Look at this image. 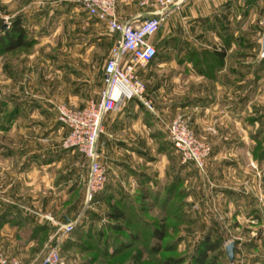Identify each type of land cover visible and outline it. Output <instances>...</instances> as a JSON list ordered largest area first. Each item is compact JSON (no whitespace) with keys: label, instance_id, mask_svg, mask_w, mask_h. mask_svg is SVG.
<instances>
[{"label":"rangeland","instance_id":"obj_1","mask_svg":"<svg viewBox=\"0 0 264 264\" xmlns=\"http://www.w3.org/2000/svg\"><path fill=\"white\" fill-rule=\"evenodd\" d=\"M44 1L0 0V25L8 26L15 17L20 16L23 27L28 32L35 27L76 28L77 37L84 44L88 43V37L85 39L82 31L84 27L104 29L74 0H56L51 4ZM207 2V6H213L211 0ZM215 4L214 14L212 10L209 11L211 24L206 26L208 33L203 45L214 53H225L221 69L217 73L220 76L219 83L203 84L195 76L189 78L188 73L175 80V76H178L174 74L176 69L150 79L148 67L147 76L142 80L145 84V96L152 101L155 114L135 100L131 105L136 108L137 114L131 116L135 115L136 118L139 115L142 125L150 133L149 138L156 139V146L155 143L149 146V154L152 156L156 152L157 167L165 172L163 177L157 175L153 183L147 180L148 185L157 192H163L171 183H175L177 189L185 195L183 215L188 224H184L177 233L172 231L169 236L170 240L178 239L177 252L185 257V264H190L191 256L205 237L219 245L216 252L209 254L214 264H261L264 259V0L257 3L250 0H215ZM42 16L45 17L44 20ZM96 35L94 30L92 39L96 45L92 50L91 66L87 69V74L93 81L102 78L103 53L106 50L105 42H97ZM33 51L31 47L0 55V118L4 113H11V108L19 114L18 108L26 107L27 110H23L26 116H22L20 121L41 127L38 133H32L34 140H43L45 143L54 141L63 145L67 130L57 121L55 105L59 103L53 100L46 102L49 108L38 114L34 109L36 97L45 95V90L40 83L26 82L31 71L26 62L31 60ZM78 54L84 56V51ZM173 59L181 58L173 53ZM32 70L43 80V74L54 69L39 67ZM7 101L11 102L8 105L10 109H6ZM128 104L124 103L120 112ZM176 115L187 117L196 138L211 148L203 172L191 163L183 164L180 154L169 141L163 123L169 122ZM73 151L77 176L79 175L81 184H84L88 175L87 161L78 151ZM159 154L167 157L168 163L160 165ZM133 188L132 183L120 184V180L111 181L108 177L107 186L91 202L85 201V187L84 194L78 188L70 196V202L76 205L72 219L74 230L58 243L60 255L67 264H84L87 257L93 254L83 253L85 249L82 248L63 251L66 242L77 230L84 233L89 225L97 229L113 223L108 222V213L120 199L131 203V209L134 212L140 211L150 223L162 221L168 226L180 225L171 220L160 205L156 207L151 201H139L136 197L138 189ZM107 197H110L111 204L105 201ZM203 199L209 200L210 210L199 206ZM31 209L36 212L35 208ZM129 214L130 212L127 213L128 217ZM58 218L61 224L65 223L61 216ZM54 230L56 233L57 228ZM21 231L16 239L21 247L18 250L10 243L14 238L13 230L0 232V252L18 258L23 264H42L46 247L56 243L47 244L48 238L44 237L41 240L43 247H36L35 254H31L34 258L31 259L21 245L26 241L31 226ZM230 243H234L232 262H229L225 253V246ZM85 245L89 243L85 242ZM124 258L125 255H119L111 263L131 264L129 258ZM162 258V254H143L141 264H161Z\"/></svg>","mask_w":264,"mask_h":264},{"label":"crops","instance_id":"obj_2","mask_svg":"<svg viewBox=\"0 0 264 264\" xmlns=\"http://www.w3.org/2000/svg\"><path fill=\"white\" fill-rule=\"evenodd\" d=\"M207 1L195 0L185 3L180 11L174 12L150 38L151 44L156 47L157 54L145 68H137V74L141 80L147 76L146 70L149 67L150 79L168 70L176 69L177 72L174 74L178 76H175V80L188 73L189 78L195 76L200 80L198 82L203 84L219 83V74L216 80H209L200 75L194 61L189 60L192 53L199 54L208 48L203 44L208 33L206 26L211 24L209 11L212 10L214 14L217 4L215 0H211L213 6L210 7V4L207 6ZM250 1L257 3L259 0ZM44 2L51 4L56 0ZM142 2L143 0H116L119 20L136 25L143 19L153 17L155 6L153 4L141 6ZM42 18L45 19L44 16ZM103 28L84 27L82 31L85 39L88 37V43L85 44L78 39L76 28L40 29L35 27L31 32L26 30L28 38L35 41L34 54L30 57L31 60L26 62L27 67H31L26 82L27 84L40 83L45 90V95L34 96L37 99L33 103L37 114L49 108L46 102L51 100L66 103L75 108H83L89 101L98 99L102 88V78L93 81L87 74V69L90 68L93 58L94 30L97 34L96 41L103 40L106 44V50L103 53L104 63L114 44L115 36L110 35L104 26ZM212 29H214L213 26ZM212 35L214 37V32ZM82 50L84 56L78 54ZM173 53L181 59H173ZM39 67L54 70L44 73L42 80L32 70ZM160 88L163 89V87ZM127 103L129 104L122 112L119 109L104 117L98 151L102 163L108 168L109 180H120V184L132 183V186L138 189L142 181L148 180L149 183H153L157 175L163 177L165 172L164 169L157 167L156 152L152 156L149 154L151 152L149 146L153 143L156 146L157 142L154 141L156 139L149 138L150 133L147 127L142 125L139 115L136 118L135 115L131 116V114H137L136 108L131 105L132 101ZM8 105H11V102L6 104ZM7 108L10 109L9 106ZM23 110L26 111L27 108H18L19 114L10 127L6 131L0 130V222L5 221L0 227V232L13 230L14 238L10 243L18 250L21 247L16 240L17 234L20 235L21 230L31 226L26 241L21 244L31 256L35 254L36 247H43L44 243L42 245L41 240L44 237L48 238L47 244L56 242L54 229L61 224L59 216L65 223L72 222L76 205L70 202V196L78 188L84 194L85 183L81 184L79 175L77 176L76 162L72 156L74 151L64 149L62 143L56 144L54 141L36 142L32 133H38L41 127L20 121L22 116H26ZM159 158L160 165L168 163L167 157L163 154H159ZM209 204V200L203 199L198 205L209 209ZM224 206L226 207L225 204ZM32 207L36 212H33ZM46 215H49L51 221L44 217ZM35 227H46L47 230L31 239ZM33 255L31 259L34 258Z\"/></svg>","mask_w":264,"mask_h":264},{"label":"built area","instance_id":"obj_3","mask_svg":"<svg viewBox=\"0 0 264 264\" xmlns=\"http://www.w3.org/2000/svg\"><path fill=\"white\" fill-rule=\"evenodd\" d=\"M193 1L195 0H143L141 6L153 4L155 13L153 17L133 25L119 20L116 0H74L91 19L101 23L110 35L115 36L114 44L103 65L102 88L98 99L89 101L83 108H75L66 103L55 105L57 121L67 130L63 148L78 151L87 161L86 203L91 202L108 182V168L102 163L98 151L104 117L119 110L124 103L135 100L147 111L155 114L152 101L145 96V84L137 74V68H145L157 54L150 38L174 12L180 11L182 5ZM262 51L264 56L263 46ZM163 124L169 141L180 154L181 162L191 163L203 172L211 148L196 138L190 120L184 115H176ZM45 218L51 221V218ZM73 230V222L58 225L55 233L56 244L46 247L42 264H67L60 255L58 242ZM0 264L23 263L16 257L0 252Z\"/></svg>","mask_w":264,"mask_h":264},{"label":"trees","instance_id":"obj_4","mask_svg":"<svg viewBox=\"0 0 264 264\" xmlns=\"http://www.w3.org/2000/svg\"><path fill=\"white\" fill-rule=\"evenodd\" d=\"M34 43L35 41L28 38L20 16L15 17L8 26L0 25V55L19 49H29L33 47ZM224 56L223 52L214 53L203 50L199 54L192 53L189 60L194 61L200 75L214 81L221 69ZM16 117L17 111L4 113L0 118V130L6 131ZM148 184V181L145 180L139 185L136 194L138 200L141 202L151 201L156 207L160 205L162 211L171 220L179 222L180 225L168 226L162 221L150 223L146 221L140 211L134 212L131 209V203L120 199L108 213V222L112 221L113 223H108L97 229L89 225L90 227L84 233L77 230L63 246V251L82 248V250L85 249L83 253H92L93 255L88 256L84 264H112L111 261L119 255L120 257L125 255V258L132 261L131 264H141L143 254L147 256L162 254L161 264H185V257L177 252L178 239H169L172 231L177 233L184 224H188L185 215H183L185 195L177 189L175 183H171L163 192L153 190ZM109 199L110 197L105 199L108 204L110 203ZM176 211L178 212L176 213ZM128 212H130L129 217L127 216ZM4 223L5 221L0 222V227ZM46 230V227H35L31 239ZM85 242H88L89 245H85ZM218 248L217 242H212L208 237H205L199 242L196 251L191 256L190 264H214V260L209 257V254H213ZM102 260L106 261L102 262ZM261 264H264V259Z\"/></svg>","mask_w":264,"mask_h":264},{"label":"water","instance_id":"obj_5","mask_svg":"<svg viewBox=\"0 0 264 264\" xmlns=\"http://www.w3.org/2000/svg\"><path fill=\"white\" fill-rule=\"evenodd\" d=\"M225 253L229 262H232L234 259V243L225 246Z\"/></svg>","mask_w":264,"mask_h":264}]
</instances>
